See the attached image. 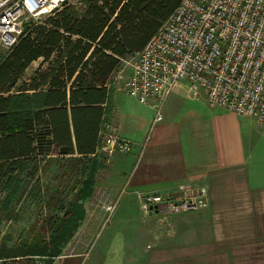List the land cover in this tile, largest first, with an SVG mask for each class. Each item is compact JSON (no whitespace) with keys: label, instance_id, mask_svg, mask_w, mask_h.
I'll return each mask as SVG.
<instances>
[{"label":"crops","instance_id":"0c3cea01","mask_svg":"<svg viewBox=\"0 0 264 264\" xmlns=\"http://www.w3.org/2000/svg\"><path fill=\"white\" fill-rule=\"evenodd\" d=\"M128 58L122 62L128 64ZM114 72L100 138L104 131L115 132L131 141L132 150L87 158L92 164L104 161L106 188L99 204H117L120 193L128 195L119 212L123 227L111 237L127 241L95 255L89 250L63 255L54 264H264V153L257 148L253 118L209 106L200 88L191 90L181 81L164 101L162 119L153 123L157 103L141 104L114 87ZM193 185L206 186L207 208L170 214L169 230H162L160 215L140 212L135 191L164 193ZM98 217L87 222L100 223ZM79 233L94 238L97 230ZM142 238L156 245L139 247Z\"/></svg>","mask_w":264,"mask_h":264},{"label":"trees","instance_id":"16d2710c","mask_svg":"<svg viewBox=\"0 0 264 264\" xmlns=\"http://www.w3.org/2000/svg\"><path fill=\"white\" fill-rule=\"evenodd\" d=\"M179 1L84 0L81 13L65 4L27 27L0 58V181L35 157L95 153L111 74Z\"/></svg>","mask_w":264,"mask_h":264},{"label":"built area","instance_id":"2783aa9c","mask_svg":"<svg viewBox=\"0 0 264 264\" xmlns=\"http://www.w3.org/2000/svg\"><path fill=\"white\" fill-rule=\"evenodd\" d=\"M68 0H0V46L11 49L31 24L40 23ZM123 86L139 103L156 102L153 123L181 81L200 88L211 107L219 106L264 126V0H180L136 54ZM130 140L104 131L95 153H129ZM94 153V154H95ZM92 154V155H94ZM144 216L207 208L206 186L178 191H135ZM116 203H101L106 221Z\"/></svg>","mask_w":264,"mask_h":264},{"label":"rangeland","instance_id":"374dc122","mask_svg":"<svg viewBox=\"0 0 264 264\" xmlns=\"http://www.w3.org/2000/svg\"><path fill=\"white\" fill-rule=\"evenodd\" d=\"M66 4L77 13L85 6L84 0H68ZM8 51L0 46V58ZM135 57L128 59L134 61ZM41 62L40 58L32 61L16 87L32 76ZM130 71V65L122 62L113 74L114 87L121 91ZM16 91V88L12 90ZM252 122L258 151L264 153V126H258L255 120ZM89 160L58 155L35 157L0 181V264H54L63 255L88 250L95 255L103 247L126 243L127 240L115 242L111 237L123 227L119 212L128 195L120 193L115 211L106 221V213L97 207L102 200L100 195H105L106 186L101 178L104 161L99 159L98 164H92L94 159ZM93 214L101 217L100 223L87 222ZM161 219L159 223L164 230L170 221L163 216ZM80 230H97V233L94 238L82 237ZM137 241L139 247L145 243L146 247L156 245L146 238Z\"/></svg>","mask_w":264,"mask_h":264}]
</instances>
